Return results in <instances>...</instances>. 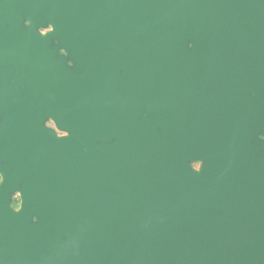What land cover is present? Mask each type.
Returning <instances> with one entry per match:
<instances>
[{"label":"water","instance_id":"1","mask_svg":"<svg viewBox=\"0 0 264 264\" xmlns=\"http://www.w3.org/2000/svg\"><path fill=\"white\" fill-rule=\"evenodd\" d=\"M0 66V264H264V0H0Z\"/></svg>","mask_w":264,"mask_h":264},{"label":"flooded vegetation","instance_id":"2","mask_svg":"<svg viewBox=\"0 0 264 264\" xmlns=\"http://www.w3.org/2000/svg\"><path fill=\"white\" fill-rule=\"evenodd\" d=\"M25 25H28L27 22H25ZM51 29V26H46V27H40L39 28V32L41 34L47 35V33L49 32V30ZM57 42V40L53 41V45ZM59 53H63V50L60 49ZM0 69H2V66H0ZM3 118V115H0V119ZM45 126L49 127V128H53L56 132V135L59 137L65 136V131H62L60 129H58V127L55 125V123L53 122V120L51 119H47L45 121ZM198 163V162H197ZM193 168L195 169H200L199 167H196V163L193 165ZM3 182V176L0 173V184ZM20 203H21V196L19 194V192H15L12 194L11 196V205L15 208L18 209L20 207Z\"/></svg>","mask_w":264,"mask_h":264},{"label":"rangeland","instance_id":"3","mask_svg":"<svg viewBox=\"0 0 264 264\" xmlns=\"http://www.w3.org/2000/svg\"><path fill=\"white\" fill-rule=\"evenodd\" d=\"M200 166H201V162L196 163V167L200 168Z\"/></svg>","mask_w":264,"mask_h":264}]
</instances>
